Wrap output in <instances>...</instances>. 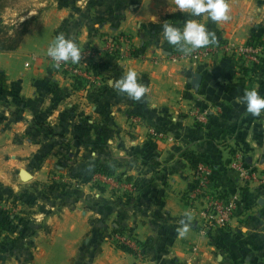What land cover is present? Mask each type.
I'll return each instance as SVG.
<instances>
[{"label":"crops","instance_id":"obj_1","mask_svg":"<svg viewBox=\"0 0 264 264\" xmlns=\"http://www.w3.org/2000/svg\"><path fill=\"white\" fill-rule=\"evenodd\" d=\"M17 2L0 11L9 33L28 21L18 47L0 51V168L17 159L44 167L29 171L28 221L20 226L28 248L0 264H264V188L232 170L240 160L264 171V113L254 117L238 102L245 89L264 96V0H227L230 19L222 22L173 13L174 0H139L119 21L115 0ZM188 19L234 49L254 43L257 62L233 54L230 63L223 52L173 60L180 51L161 25L182 28ZM60 33L98 51L93 83L77 84L54 66L47 48ZM116 35L130 43L110 52ZM255 64L256 74L242 73ZM130 69L148 88L139 101L110 83ZM192 157L211 166L214 197H235L243 211L225 227L203 229L200 207L186 201ZM54 166L72 167L74 174L58 171L62 181L82 176L77 201L57 206L35 196ZM185 213L190 227L179 238ZM113 229L139 242L140 258L105 238Z\"/></svg>","mask_w":264,"mask_h":264},{"label":"built area","instance_id":"obj_2","mask_svg":"<svg viewBox=\"0 0 264 264\" xmlns=\"http://www.w3.org/2000/svg\"><path fill=\"white\" fill-rule=\"evenodd\" d=\"M117 43L129 44L130 38L128 36L116 35L108 39V50L114 52L117 47ZM81 51V60L78 63L60 62L59 67H56V62L53 61L54 66L63 74L67 75L74 82L80 81L81 84H90L96 80V72L94 70V60L98 56V51L94 48H85ZM259 48L254 43H246L241 47L229 46L226 43H218L208 45L203 48L196 49L190 55H185L181 52L174 51L171 54L173 60L187 56L192 59H202L207 56L216 54L217 52H223L225 56L237 54L245 59L257 62ZM135 119V118H134ZM152 134H157L155 130L151 129ZM232 169L236 170L238 177L244 184L251 182H258L264 185V171L260 172L255 168H248L242 164L240 160H236L232 163ZM212 168L209 164L202 161L198 162L193 170V185L190 191L187 193V200L191 207H200V214L203 218L202 228L207 229L215 225L225 227L232 218L236 217L238 211L236 210V198H229L220 200L214 197L211 191ZM116 247L124 245L131 249L135 255L140 258L139 248L140 244L136 240H130L125 237L120 231H115L109 239H107ZM120 248V247H119Z\"/></svg>","mask_w":264,"mask_h":264},{"label":"clouds","instance_id":"obj_3","mask_svg":"<svg viewBox=\"0 0 264 264\" xmlns=\"http://www.w3.org/2000/svg\"><path fill=\"white\" fill-rule=\"evenodd\" d=\"M175 8L172 10L188 13L191 17H200L203 14L212 22L228 21L229 5L227 0H174ZM164 40L170 45L185 54L190 55L199 48L216 43L217 37L214 32L208 30L204 23H199L197 19H188L182 28L170 23L161 25ZM47 55L56 62L59 67L60 62L78 63L81 60V51L74 40L65 37L62 33L57 34L51 45L47 48ZM115 91L127 94L133 101H139L148 91L147 86L138 82L135 70H129L115 82L110 81ZM239 103L245 105L248 114L260 117L264 113V96L260 95L256 88L245 89L239 98ZM188 215L185 213L179 221L177 235L184 238L190 227Z\"/></svg>","mask_w":264,"mask_h":264},{"label":"rangeland","instance_id":"obj_4","mask_svg":"<svg viewBox=\"0 0 264 264\" xmlns=\"http://www.w3.org/2000/svg\"><path fill=\"white\" fill-rule=\"evenodd\" d=\"M59 1L67 2V0H59ZM10 2L14 4L17 2V0H11ZM115 6L116 8L113 9L114 10L113 14H118L120 15V17L122 14H124V12L130 9V7L126 8L124 4H116ZM120 17H118L117 21L120 20ZM27 24L28 21L24 23H20L13 30H22V28L26 29ZM117 47H118V43H117ZM118 50L119 48H116L114 51H118ZM236 156L239 158L242 157V155L239 153H237ZM43 167L44 166H42L39 161L30 163L28 162V160L22 162V160L17 159V160H13V162H11L10 164L2 165L0 168V173L3 176L2 180L0 181V195H1L0 196V259L1 260L7 258V255L12 254L9 251L10 247L8 245L11 238L19 237L22 240L25 237L26 239L28 238L27 235H24L23 232H21V228H20V226L24 221H28V213L26 214V212H28V181H23L21 179V177L19 176V171L21 169H25L27 171L42 172ZM62 169L63 171H65V173L68 170L70 171L71 174L73 173L72 167L70 168L69 166H60V167L54 166L53 168H51V170H49L48 180H46V182L41 183L40 186L34 189V194H36L35 196H37L39 192H42V195H44L43 198L47 197V199L51 200L53 204L57 206L62 203L66 204L73 201H77L78 199L77 194L80 189V185L84 183L82 176L78 175L80 173L76 172L75 174L78 175L77 177L80 181L73 179V177L68 179L66 178V180L65 178H63V180L65 181H62L60 180L61 173H58V171ZM234 172H236V170H234ZM58 179L60 181H58ZM8 189L11 190L12 192L9 193ZM186 201L188 205L191 207L187 199ZM236 210L238 211L237 216L243 214V211H240V208L237 207ZM114 230L115 229L107 232L105 234V238L109 239V237L112 234H114L115 232ZM23 248L27 249L28 246L25 247L17 243L16 250H18V252H16V254L18 253V255H20L19 253H22ZM26 262L27 261L23 259L22 261H19L18 264H25Z\"/></svg>","mask_w":264,"mask_h":264},{"label":"trees","instance_id":"obj_5","mask_svg":"<svg viewBox=\"0 0 264 264\" xmlns=\"http://www.w3.org/2000/svg\"><path fill=\"white\" fill-rule=\"evenodd\" d=\"M11 0H0V11H2L5 7L9 6L10 4H12L10 2ZM95 2L97 0H94ZM124 0H115L116 4H124V6L126 8H128L130 5H134L137 4L139 0H129V1H124ZM115 16H117L116 18H114V20L117 21L118 17H120V15L115 14ZM121 18V17H120ZM25 32V29L22 28V30H12L11 33L8 32V28L2 24H0V51H10V50H14L18 47L20 40L23 36ZM217 40L216 43L214 44H218L219 42H221L222 40L220 38H218V36L216 35ZM252 41H256L257 44L261 43L260 39L254 35H252L251 37ZM213 45V44H210ZM174 49H177V47L175 46ZM226 58L228 59V61L231 63L232 62V56H226ZM264 61V59H262V62ZM261 69V65L255 64L253 67H250L249 69H247L246 71L243 70L242 68V73L243 72H247L249 70V72H252L254 74H256L258 71H260ZM0 80H1V75H0ZM76 83L79 84L81 83L80 81L76 80ZM157 130H159L158 128H156ZM156 130V131H157ZM200 162L199 160L195 159V158H190V163L192 165V167L194 168L196 166V164ZM264 188V185H261ZM92 207V206H90ZM116 231V229L114 230ZM17 243L20 245H23L25 247H27L28 245H26V242H23V240L21 238H11L10 242H9V251L11 253H16L18 252V250H16V246ZM28 244V243H27ZM119 247L125 251L134 253L131 249H129L128 247L124 246V245H119ZM26 249L23 248L22 252H25ZM21 252V251H20ZM25 260H27L25 258Z\"/></svg>","mask_w":264,"mask_h":264},{"label":"water","instance_id":"obj_6","mask_svg":"<svg viewBox=\"0 0 264 264\" xmlns=\"http://www.w3.org/2000/svg\"><path fill=\"white\" fill-rule=\"evenodd\" d=\"M19 176L21 177V179L23 181H28L29 179H31V174L29 171L25 170V169H21L19 171Z\"/></svg>","mask_w":264,"mask_h":264}]
</instances>
